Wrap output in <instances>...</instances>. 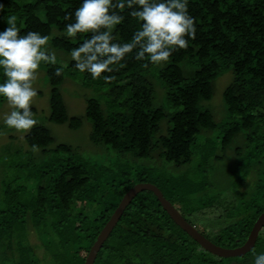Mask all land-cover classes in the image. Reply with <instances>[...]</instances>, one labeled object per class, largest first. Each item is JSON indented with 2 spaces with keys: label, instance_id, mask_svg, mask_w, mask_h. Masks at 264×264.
<instances>
[{
  "label": "trees",
  "instance_id": "1",
  "mask_svg": "<svg viewBox=\"0 0 264 264\" xmlns=\"http://www.w3.org/2000/svg\"><path fill=\"white\" fill-rule=\"evenodd\" d=\"M81 3L0 0V31L15 14L21 36L36 31L50 37L48 49L56 53L57 64L42 62L39 68L50 87L48 121L77 129L86 118L91 126L89 140L94 144L139 157L156 154L174 165L189 163L197 149H215L210 138L199 141L209 133H216L222 150L240 139L252 153L264 158V0H189L196 36L189 39L187 49L173 52L163 68L142 67L143 61L133 58L134 50L126 57L125 67L103 73L96 80L76 70L70 60L71 50L90 34H78L76 40L60 35L65 25L73 22L64 20L65 13H74ZM124 15V22L114 30L120 43L130 42L139 28L127 12ZM65 62L68 66L61 76H55V68ZM228 70H232L233 79L222 94L226 121H216L213 111L202 102L211 99L214 81ZM104 75L115 79L106 83ZM4 80L0 69V83ZM67 80L99 91L104 102L88 98L84 114L70 116L61 92ZM4 99L0 97V103ZM157 99L161 101L157 103ZM31 110L36 118L33 105ZM162 121L167 122L165 134L160 133ZM23 141L26 148L19 143L13 147L15 141L11 140L0 151V264H83L97 234L135 182L125 178L126 173L120 174V180H110L109 187L97 195L96 180L86 164L78 161L76 148L55 143L44 123L38 120L23 134ZM33 145L39 151H32ZM219 158L214 155L212 159ZM256 162L260 174L257 194L264 199V161L262 164L257 158ZM98 167L93 170L96 176H111L107 166ZM164 182L170 193H162L175 206L174 192L180 184L171 178ZM199 186L204 188L203 183ZM107 194L113 200L99 207ZM263 209L264 202L242 230L227 236L226 243L212 241L224 247L241 245ZM31 231L39 243L30 241ZM259 239L246 254L255 247L254 253H264V242ZM253 257L248 260L254 261ZM233 258L203 250L174 223L151 191H141L124 209L93 264H232Z\"/></svg>",
  "mask_w": 264,
  "mask_h": 264
},
{
  "label": "rangeland",
  "instance_id": "2",
  "mask_svg": "<svg viewBox=\"0 0 264 264\" xmlns=\"http://www.w3.org/2000/svg\"><path fill=\"white\" fill-rule=\"evenodd\" d=\"M232 79V70L218 76L213 84L211 99L202 102L204 107L213 111L216 121H226V110L222 94ZM33 87L37 90V95L33 98L32 103L37 110L35 119L44 123L50 129L55 137V143L64 142L76 148L80 154L78 155L80 158H77L78 161L86 164L87 169L93 174V179L96 180L94 183L97 187L95 189L97 195L101 189L109 187L110 180H120V174L126 173L125 178L135 183L155 184L165 194L170 193L168 189L170 186L167 187V183L164 182L165 179H175L180 184L178 190L174 188L175 207L189 223H193L192 225L198 231L211 240L221 239L223 243L227 242V236L231 232L238 233L242 230V225L247 223L257 207L263 204L264 199L260 197V194H257L256 189L258 175H260L257 172L259 164L256 160L257 158L260 159L263 164L264 158L252 153L246 147L244 140H235L230 147L222 150L220 144L216 142V133H209V137L203 135L199 141H204L206 137L210 138L216 146L215 149L201 148L195 150L192 160L184 165H174L166 162L156 154L151 157H139L131 153H120L107 145L94 144L89 140L91 126L86 118L83 119L82 125L77 129L68 128L66 123L57 124L46 119L49 113L48 97L50 87L45 81L41 70H38V76L33 82ZM61 92L70 116L83 115L86 99L88 98L101 99L104 102L99 91L82 87L76 81L67 80L65 84L61 85ZM160 101L158 100L157 103ZM10 111L11 109L4 99L0 103V151L2 145L11 140L15 141L13 147L19 143L26 148L23 135L3 124L5 115ZM166 131L167 122L162 121L160 133L165 134ZM10 135L13 137H10ZM235 146H239V149H234ZM204 150L211 152V155L208 156V153ZM214 155L220 158L213 160ZM209 157L210 159H208ZM99 165L107 166L112 177L105 176L104 173L96 176L93 170L98 171ZM199 183H203L204 188L200 187ZM172 184L175 183L172 182ZM112 200L111 194H107V196L100 199L99 207L109 204ZM258 236L261 239L259 241L264 242V227L260 230ZM29 238L31 242L39 243L34 231L29 233ZM225 247L232 248L233 246ZM42 250V248L39 249V254L42 253ZM254 250H257L256 247ZM253 251L244 254V256L242 255V257L233 258L232 264H243L248 258L251 259L252 256L257 255ZM245 262L253 264V261Z\"/></svg>",
  "mask_w": 264,
  "mask_h": 264
},
{
  "label": "clouds",
  "instance_id": "3",
  "mask_svg": "<svg viewBox=\"0 0 264 264\" xmlns=\"http://www.w3.org/2000/svg\"><path fill=\"white\" fill-rule=\"evenodd\" d=\"M189 0H82L74 13H65L64 20H73L65 25L60 35L76 40L78 34H90L71 50L70 60L80 73L90 74L93 80L103 73H113L126 66V57L135 51V60L165 67L175 51L187 49L189 39H195V18L188 13ZM3 5L0 4V10ZM134 19L139 28L130 42L120 43L114 35L117 25L125 20L124 13ZM18 17L13 14L7 27L0 31V69L5 80L0 83V97H4L11 109L3 124L17 133L27 134L37 125L31 106L37 90L41 63L56 65L57 56L49 51L50 37L36 31L21 36L17 27ZM67 63L56 67L55 76H61ZM115 66V67H114ZM106 83L115 79L104 75ZM32 151H39L33 145ZM253 264H264V253L254 256Z\"/></svg>",
  "mask_w": 264,
  "mask_h": 264
},
{
  "label": "water",
  "instance_id": "4",
  "mask_svg": "<svg viewBox=\"0 0 264 264\" xmlns=\"http://www.w3.org/2000/svg\"><path fill=\"white\" fill-rule=\"evenodd\" d=\"M148 190L151 191L157 198L161 207L174 223L180 227L185 233H187L198 245L205 251L217 256V257H237L242 256L249 252L256 243L260 230L264 227V209L259 213L253 222V225L245 239V241L236 247L228 248L218 245L211 239L207 238L198 229L189 223L180 213V211L168 200L162 193V191L152 183L138 182L132 185L121 197L118 205L114 209L113 213L101 228L96 236L95 241L91 245L83 264H93L96 255L101 248L103 242L107 239L113 227L117 224L124 209L130 203L132 198L139 192Z\"/></svg>",
  "mask_w": 264,
  "mask_h": 264
},
{
  "label": "flooded vegetation",
  "instance_id": "5",
  "mask_svg": "<svg viewBox=\"0 0 264 264\" xmlns=\"http://www.w3.org/2000/svg\"><path fill=\"white\" fill-rule=\"evenodd\" d=\"M252 227V226H251ZM250 231V230H249ZM258 238V237H257ZM219 245V244H218ZM224 247V246H223Z\"/></svg>",
  "mask_w": 264,
  "mask_h": 264
}]
</instances>
